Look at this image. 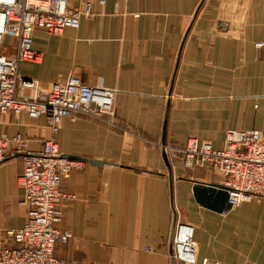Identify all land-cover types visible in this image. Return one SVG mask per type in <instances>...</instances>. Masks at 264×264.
Wrapping results in <instances>:
<instances>
[{
    "label": "crops",
    "instance_id": "crops-1",
    "mask_svg": "<svg viewBox=\"0 0 264 264\" xmlns=\"http://www.w3.org/2000/svg\"><path fill=\"white\" fill-rule=\"evenodd\" d=\"M259 42L264 0H96L76 30L59 37L35 30L42 62L20 64L22 77L47 91L75 74L87 86L116 91L113 125L75 116L52 135L45 118L0 116V133L23 136L31 149L53 139L62 155L104 163L80 161L62 181L61 193L72 199L57 206L58 230L71 238L56 244V259L171 264L173 228L185 224L198 245L197 264H264V200L221 214L201 207L193 182L223 186V177L187 168L179 157L188 138L221 149L226 131L263 128ZM18 159L0 164L2 230H19L26 220Z\"/></svg>",
    "mask_w": 264,
    "mask_h": 264
},
{
    "label": "built area",
    "instance_id": "built-area-1",
    "mask_svg": "<svg viewBox=\"0 0 264 264\" xmlns=\"http://www.w3.org/2000/svg\"><path fill=\"white\" fill-rule=\"evenodd\" d=\"M103 1V0H100ZM95 0H0V116L25 114L31 120L45 118L52 135L65 118L84 116L113 121L116 91L87 86L70 74L47 91L37 81L22 77V63L38 65L42 53L33 48L35 30L59 37L66 29L76 30L81 18L93 14ZM264 49V42L255 45ZM187 168L209 169L223 177L227 204L235 208L264 200V126L260 130L225 132L221 149L197 138H188L179 149ZM53 139L41 149L29 148L28 140L17 134L0 133V163L19 157L22 172L16 186L22 192L19 205L26 220L19 230L0 229V264H67L53 256L54 247L71 238L59 231L62 214L58 204L72 199L62 194L61 183L81 162L62 157ZM12 241L15 247L8 246ZM198 245L192 227L177 224L173 231V259L181 264H197Z\"/></svg>",
    "mask_w": 264,
    "mask_h": 264
},
{
    "label": "water",
    "instance_id": "water-1",
    "mask_svg": "<svg viewBox=\"0 0 264 264\" xmlns=\"http://www.w3.org/2000/svg\"><path fill=\"white\" fill-rule=\"evenodd\" d=\"M165 128V124H164ZM163 128V132H164ZM164 139V137H163ZM166 146L164 145V140H163V148H162V153H163V160L167 166V159H166ZM62 157L73 160V161H84V160H79L77 158L69 157L63 155ZM180 158L183 157V155H179ZM87 162L91 165H103L104 163L102 162H93V161H84ZM193 198L195 202L200 205L203 208H206L210 211H213L215 213L221 214L225 211H227L230 207L227 204V190L225 189L224 186L221 185H211V184H202L199 182H193V187L191 189ZM173 235V232H172ZM172 235H171V244H170V259H171V264L174 263V259L172 257Z\"/></svg>",
    "mask_w": 264,
    "mask_h": 264
},
{
    "label": "rangeland",
    "instance_id": "rangeland-1",
    "mask_svg": "<svg viewBox=\"0 0 264 264\" xmlns=\"http://www.w3.org/2000/svg\"><path fill=\"white\" fill-rule=\"evenodd\" d=\"M96 1V0H95ZM183 158V157H182ZM13 159V158H12ZM19 160V164L21 165V160L20 159H18ZM7 160H5V161H3V162H1L0 164H2V163H4V162H6ZM190 169H199V168H196V167H192V168H190ZM175 228V227H174ZM174 228H173V231H174ZM172 250H173V239H172ZM172 257H173V255H172ZM174 262H177L176 260H174Z\"/></svg>",
    "mask_w": 264,
    "mask_h": 264
}]
</instances>
